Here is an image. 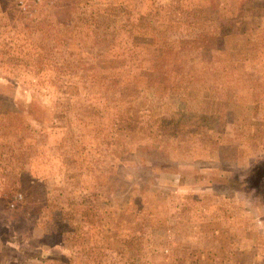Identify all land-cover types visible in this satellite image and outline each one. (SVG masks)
I'll return each mask as SVG.
<instances>
[{
    "label": "rangeland",
    "instance_id": "374dc122",
    "mask_svg": "<svg viewBox=\"0 0 264 264\" xmlns=\"http://www.w3.org/2000/svg\"><path fill=\"white\" fill-rule=\"evenodd\" d=\"M0 234V264H264V0H0Z\"/></svg>",
    "mask_w": 264,
    "mask_h": 264
},
{
    "label": "trees",
    "instance_id": "16d2710c",
    "mask_svg": "<svg viewBox=\"0 0 264 264\" xmlns=\"http://www.w3.org/2000/svg\"><path fill=\"white\" fill-rule=\"evenodd\" d=\"M246 11H247V14L245 15L243 21H241L240 15L239 16L236 15L235 18L232 17V18H229L227 20H224L223 25L225 26V28H226L225 31L227 33V34H224V35H229L230 34V35H233V37H235V36H237V34H240V33L242 34V33H245L246 31H248V27H249L250 23L252 24L254 22L253 21V19H254L253 16H254V13L257 11V7L254 6L253 4H251L247 8ZM227 24H230L231 30L227 28ZM232 26H234V31H232ZM261 166H263V165H258L256 167L252 168L247 173V176H248V179L247 180H237V179H234V181H235L234 183H238V181H241L242 182L243 189L252 190L253 187H252L251 182L255 178V171L257 170V168H259ZM245 182H247L248 184L245 185ZM14 184H16V190H19V191L21 190V187L23 185H25V187L28 186V182L22 183V182H18L17 181ZM0 236L3 237V234H0ZM127 237L128 238L125 239V241H124L123 251L125 253H127L128 255H130V256H132L135 253V257L134 258L136 260H138V262L139 261L140 262H143L144 257L142 255H143V252H145V249H146V245H147L148 240L145 239V238H142V236H140V235H131L130 232L127 235ZM127 262H129L128 256H127Z\"/></svg>",
    "mask_w": 264,
    "mask_h": 264
}]
</instances>
